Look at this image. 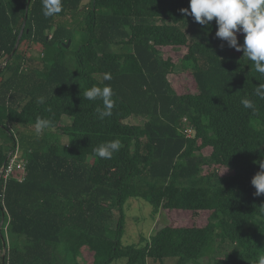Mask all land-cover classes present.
Returning <instances> with one entry per match:
<instances>
[{"label": "trees", "instance_id": "1", "mask_svg": "<svg viewBox=\"0 0 264 264\" xmlns=\"http://www.w3.org/2000/svg\"><path fill=\"white\" fill-rule=\"evenodd\" d=\"M189 2L48 0L46 15L45 0H0V66L25 27L0 72V170L11 151L27 159L22 182L0 180V264H82L87 250L92 264H189L225 242L234 247L214 264L264 256V194L251 183L264 160V99L255 95L264 75L216 37L215 19L202 26L183 14ZM167 47L187 48L180 66L192 71L197 93L173 87ZM93 85L113 91L103 119L102 100L83 98ZM133 116L145 122H126ZM37 118L50 121L39 137ZM113 140L119 150L99 157L95 149ZM130 198L148 202L153 218L161 209L209 216L125 245Z\"/></svg>", "mask_w": 264, "mask_h": 264}, {"label": "clouds", "instance_id": "2", "mask_svg": "<svg viewBox=\"0 0 264 264\" xmlns=\"http://www.w3.org/2000/svg\"><path fill=\"white\" fill-rule=\"evenodd\" d=\"M58 2V0H57ZM48 0H45V14H49ZM59 9L57 8V11ZM180 11L185 15H191L195 22L207 26L214 19L218 26L216 37L229 42V46L236 51H243L245 57L254 62L256 72L264 75V0H190L187 8ZM238 33L244 34L242 45L238 43ZM105 80L111 76L106 74ZM255 95L264 99V83L255 89ZM113 91L109 86L103 88L93 85L83 91V98L94 101L100 99L103 108L98 107L97 113L101 119L112 114ZM42 98L38 103H42ZM241 103L246 109L255 110L254 103L244 98ZM48 119L37 118L35 134L39 137L43 129L49 127ZM120 143L118 140L102 144L95 149L101 158H111L114 151H118ZM260 171L252 178V185L256 189L255 195L264 194V160L258 161ZM258 264H264V256H260Z\"/></svg>", "mask_w": 264, "mask_h": 264}, {"label": "rangeland", "instance_id": "3", "mask_svg": "<svg viewBox=\"0 0 264 264\" xmlns=\"http://www.w3.org/2000/svg\"><path fill=\"white\" fill-rule=\"evenodd\" d=\"M89 0H83L82 5L86 6ZM75 41L71 40L72 46L80 42L81 37L83 36L78 33L75 35ZM69 47V48H70ZM34 56L37 58L41 53V50L33 49ZM239 53V51H236ZM187 52L186 47H178L172 48L167 47L162 49V54L165 58H171L173 62L177 64V67L174 71L169 75L170 81L175 88V90L179 94L185 93H197L196 82L193 78L192 71L190 69H183L180 66V61L184 54ZM38 61V59L36 60ZM39 66L40 62H36ZM126 122L131 124H140L142 125L145 122V119L138 116L130 117L126 120ZM69 123V118L64 117L62 124ZM55 131H59L56 129ZM62 143H67V137L62 136ZM211 150L209 148L205 149V154H208ZM152 206L141 198H130L125 206V214H126V228L125 234L123 236V244L125 245H139L140 244V236L144 234L149 237L155 230L161 228L164 225H194V224H204L206 222L209 213H202L200 216L192 215L191 213H181V210L177 209H161L156 218L152 217ZM173 210V211H172ZM185 211V210H184ZM190 212V211H188ZM116 217L118 215L116 214ZM233 245L229 242L222 243L216 246L214 252L210 253L209 256L202 258L198 263L189 262V264H214V259L218 256H222L224 253L229 252L233 249ZM82 264H92L93 263V252L85 251L83 256L79 259ZM176 257H167L162 263L156 262L152 259L148 260V264H176ZM111 264H126V259L121 258L119 260L114 261Z\"/></svg>", "mask_w": 264, "mask_h": 264}, {"label": "built area", "instance_id": "4", "mask_svg": "<svg viewBox=\"0 0 264 264\" xmlns=\"http://www.w3.org/2000/svg\"><path fill=\"white\" fill-rule=\"evenodd\" d=\"M188 133H191V129H189ZM26 166L27 159L23 156V153L19 149L11 151L0 170V180L16 178L22 182L27 175Z\"/></svg>", "mask_w": 264, "mask_h": 264}, {"label": "water", "instance_id": "5", "mask_svg": "<svg viewBox=\"0 0 264 264\" xmlns=\"http://www.w3.org/2000/svg\"><path fill=\"white\" fill-rule=\"evenodd\" d=\"M31 0H29V2H30ZM24 28L25 27H23L22 28V30H21V32H20V35H19V38H18V41H17V43H16V46H15V48H14V51L12 52V54H10V56L6 59V61L0 66V72L4 69V67L6 66V64L9 62V60L12 58V56H13V53L16 51V49L18 48V46H19V44H20V39H21V37H22V35H23V32H24ZM55 30V27H53L52 28V32ZM47 32H48V30H47ZM70 44H71V40H69L68 41V44H67V46L69 47L70 46ZM2 223H3V221H2ZM1 228H2V224H1V226H0V234H1ZM2 235V234H1ZM3 245H4V247H6V242L4 241L3 242ZM4 256H5V253H4Z\"/></svg>", "mask_w": 264, "mask_h": 264}]
</instances>
